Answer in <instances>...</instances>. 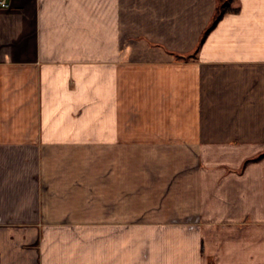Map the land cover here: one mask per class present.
Listing matches in <instances>:
<instances>
[{"label": "crops", "instance_id": "obj_1", "mask_svg": "<svg viewBox=\"0 0 264 264\" xmlns=\"http://www.w3.org/2000/svg\"><path fill=\"white\" fill-rule=\"evenodd\" d=\"M7 1L0 264H264V0Z\"/></svg>", "mask_w": 264, "mask_h": 264}, {"label": "trees", "instance_id": "obj_2", "mask_svg": "<svg viewBox=\"0 0 264 264\" xmlns=\"http://www.w3.org/2000/svg\"><path fill=\"white\" fill-rule=\"evenodd\" d=\"M241 8V4L239 0H217L216 1V6H215V11L212 17V20L206 30L204 31V34L202 36V40L205 38V36L210 32V30L219 22V20L229 12H238ZM201 40V41H202ZM197 49L189 54H182L178 55L181 58H191L196 55ZM264 157V152L260 153L257 156L247 158L245 163L259 160Z\"/></svg>", "mask_w": 264, "mask_h": 264}, {"label": "built area", "instance_id": "obj_3", "mask_svg": "<svg viewBox=\"0 0 264 264\" xmlns=\"http://www.w3.org/2000/svg\"><path fill=\"white\" fill-rule=\"evenodd\" d=\"M0 5H1V6H8L9 3H8L7 0H0Z\"/></svg>", "mask_w": 264, "mask_h": 264}]
</instances>
